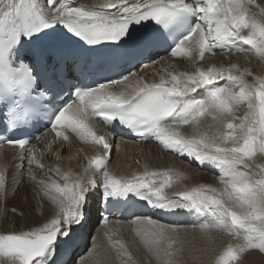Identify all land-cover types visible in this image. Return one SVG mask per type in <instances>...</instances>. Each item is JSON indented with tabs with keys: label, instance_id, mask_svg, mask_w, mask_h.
I'll use <instances>...</instances> for the list:
<instances>
[{
	"label": "snow or ice",
	"instance_id": "obj_1",
	"mask_svg": "<svg viewBox=\"0 0 264 264\" xmlns=\"http://www.w3.org/2000/svg\"><path fill=\"white\" fill-rule=\"evenodd\" d=\"M253 3L102 0L86 7L74 0H0V145L18 148L20 162L11 181L8 167H0V197H7L10 182L27 180L52 208L39 226L0 232V264H100L95 259L100 244L91 236L94 198L100 189L106 208L98 223L110 220L109 205H129L125 211H133V231L157 264H176L174 256L183 250L179 226L135 215L141 202L159 213L211 217L192 227L204 236L215 230L230 237L214 264H239L249 250L264 253V167L249 163L257 152L264 155V77L256 76L250 83L245 76L252 73L245 69L234 74L235 64L228 69L168 72L158 82L133 71L167 57L186 58L195 65L206 52L217 50L252 53L264 61V8L257 5L260 11L254 13ZM97 46L109 50L103 82L94 78L97 57L92 54ZM244 103L247 111L236 117L234 112ZM205 116L214 122L208 125L214 128L211 135L179 131L191 125L199 133ZM91 119H99L112 132L97 135L87 123ZM49 131L64 140L72 133L82 142L101 146L102 153L89 160L99 181L78 178L69 184L71 173L63 174V185L37 181L33 165H43L35 161L31 141ZM125 135L155 140L163 150L190 157L198 166L219 168L222 187L199 185L168 195L169 171L115 175L108 170L111 141ZM52 190L58 195H50ZM178 242L181 247L174 249ZM109 243L113 249L119 245L118 257L131 261L123 243L110 237ZM82 244L86 255L81 254Z\"/></svg>",
	"mask_w": 264,
	"mask_h": 264
},
{
	"label": "bare ground",
	"instance_id": "obj_2",
	"mask_svg": "<svg viewBox=\"0 0 264 264\" xmlns=\"http://www.w3.org/2000/svg\"><path fill=\"white\" fill-rule=\"evenodd\" d=\"M101 2L102 0H74L76 5H84L86 7H91ZM257 5H259L260 8H264V0H254V3L250 5V10L254 13H258L260 8H257ZM233 64L237 66V69L233 70V73L236 75H239L245 69L252 73L251 76H245V79L250 83L253 82L256 76L264 77V61L260 60L254 54L229 53L219 50H217L215 54L206 52L204 59H197L195 65L186 58L167 57L161 60L159 64H151L141 71L145 74V79L148 82H158L161 75H165L167 78L168 72H193L196 68L207 69L208 67H223L228 69ZM220 83L223 84L224 82L221 81ZM116 87L119 88V86ZM246 111L247 105L244 103L239 106L238 110L234 112V115L236 117H242ZM87 123L90 127H93L97 135L108 134L105 127L99 121L91 119L87 121ZM213 124L214 122L211 117L205 116L201 117L199 133H197L191 125L182 126L179 131L183 135H198L205 132L211 135L214 128H209L208 125ZM68 135L69 140H64L62 137H56L55 133L49 131L47 136H41L40 140L32 144L35 146V161L43 165L42 168L33 165L32 171L35 173L37 181H43L45 184L55 182L63 185V183H65L63 174L67 173H71L68 181L69 184L78 178L81 179L82 182H86L88 179L99 181V174L92 170L89 160L98 153H102V148L93 143L80 141L75 134L69 133ZM113 143H115V145L108 170L117 176L139 175L143 174L146 169L148 171H169L172 173V186L165 189V193L168 195L189 190L199 185H211L217 188L222 187L219 181V168L211 165L203 167L198 166L191 161L190 157L183 158L163 150L155 140L147 145H138L116 139L113 140ZM49 145L51 146L49 147ZM18 152L19 149L17 148H0V167L5 165L8 167L9 181H11L12 171L20 164L17 159ZM249 163L252 164L254 168L257 165L264 167V155L257 152ZM23 167L27 171L28 165L26 163ZM57 168L60 169L59 173L56 172ZM256 170L259 169L257 168ZM17 180H19L18 174ZM97 193H102V189ZM97 193L94 198V207L92 211L93 226L91 228V236L96 237V242L100 244V249L98 250L99 255L96 256L95 259L99 261L100 264H122L123 262L120 261L126 260L127 256L118 257L117 253L122 250L119 248V245H116L113 249L109 243L108 237L113 233L117 234L122 231L124 236L127 237V241L123 242L121 240L119 242L123 243L127 250L125 244L127 242L132 243V241L129 237L130 234L128 235L126 230L135 225H124L125 223L117 224L114 222L106 224L98 223V218L95 215L96 203L97 199H99ZM50 195H58V193L52 190ZM42 196L43 193L39 192L36 185L29 183L27 180L19 182L16 185L10 182L8 185L7 197H0V232L9 230H29L31 227L39 226L45 222L50 214H52V208L49 199L47 197L41 199ZM12 209L16 211L13 212ZM150 214V217L154 220H162L165 222L173 221L177 224L184 223V218L176 219L174 215L177 214L159 213L153 210H150ZM207 219H211V217H203L194 225H198ZM184 220H186V222L178 229V240L182 242L183 250L174 256L176 264H214L217 255L223 251L230 241V237L226 233L215 230L211 231L207 236H204L198 227L193 228L192 225H187V219ZM125 227L127 228L124 229ZM105 232L108 233V236L104 235ZM132 235L134 236L135 233ZM124 236L123 239L125 238ZM90 245L91 241H89L88 247H90ZM140 245L137 247H141L142 249L138 248L137 251L142 254L145 263L157 264L156 259L147 251L144 244L142 243V245ZM132 247H134V245ZM180 247L181 244L179 242L173 244L174 249ZM80 251L82 255L87 254L83 244L81 245ZM138 256L137 259L140 261V257L138 258ZM234 264H236V262H234ZM239 264H264V253H260L258 250H249L248 253L243 255L242 261H240Z\"/></svg>",
	"mask_w": 264,
	"mask_h": 264
},
{
	"label": "rangeland",
	"instance_id": "obj_3",
	"mask_svg": "<svg viewBox=\"0 0 264 264\" xmlns=\"http://www.w3.org/2000/svg\"><path fill=\"white\" fill-rule=\"evenodd\" d=\"M196 214V213H195ZM196 216H197V221L198 220H200V219H202L203 217H205V216H203V215H199V214H196ZM163 224V223H162ZM165 225H167V224H165ZM134 227H136V226H132L130 229H128L127 227H125L124 229H126L127 228V230H126V232L128 233V235H129V237H130V240L132 241V243H129V242H127L125 245H126V247H127V252H129L130 254H132L131 255V262H129V260H128V257H127V261L129 262H127L126 260H121L120 262H123L124 264H146L145 263V260L143 259V257H142V254H140V252L139 251H137L138 250V248H140V249H142L141 247H137L138 245H142V243H141V239H140V237L139 236H137L136 235V233L133 231V228ZM132 231V232H131ZM122 233V234H121ZM135 233V235L133 236L132 234H134ZM123 236H124V234H123V232L121 231L120 233H117V234H111V236H109L110 237V239H111V241L112 242H116V240H118V241H127L126 239H127V237H125L124 239H123ZM109 237H108V239H109ZM119 238H120V240H119ZM135 238V239H134ZM138 238V239H137ZM116 239V240H115ZM137 239V240H136ZM135 241H136V243H135ZM138 242V243H137ZM138 244V245H137ZM134 245V247H132ZM137 245V246H136ZM140 245V246H141ZM130 248H132L133 249V251H132V249H130ZM136 249V251H135V249ZM132 251V252H131ZM135 253V254H134ZM138 256V258H139V260L140 261H138V259H137V256ZM140 262V263H139ZM122 263V264H123Z\"/></svg>",
	"mask_w": 264,
	"mask_h": 264
}]
</instances>
